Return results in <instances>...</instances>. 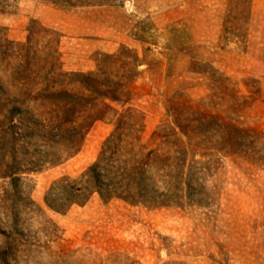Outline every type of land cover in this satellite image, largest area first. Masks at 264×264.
Here are the masks:
<instances>
[{"label": "rangeland", "instance_id": "rangeland-1", "mask_svg": "<svg viewBox=\"0 0 264 264\" xmlns=\"http://www.w3.org/2000/svg\"><path fill=\"white\" fill-rule=\"evenodd\" d=\"M8 1L0 44L25 42L32 33L41 47L58 37L64 70L101 69L112 77L132 68L119 97L128 101L123 107L144 113L142 143L170 122V106L190 103L225 137L240 130L242 144L216 150L192 121L188 136L179 137L188 164L197 162L190 200L178 192L179 204L152 208L94 194L54 211L44 203L49 185L90 165L112 129L108 119L98 120L75 154L21 177L19 200L0 179V259L7 253L9 264H264V0ZM122 47L119 60L108 57Z\"/></svg>", "mask_w": 264, "mask_h": 264}, {"label": "trees", "instance_id": "trees-1", "mask_svg": "<svg viewBox=\"0 0 264 264\" xmlns=\"http://www.w3.org/2000/svg\"><path fill=\"white\" fill-rule=\"evenodd\" d=\"M9 5L8 0H0V12ZM59 41L49 38L38 47L30 33L25 42L5 39L0 44V71L5 77L0 78V179L8 180L12 199L21 198L24 174L75 154L98 120L108 119L112 129L90 165L77 175H61L49 185L44 203L54 211L83 205L94 194L105 202L120 199L152 208L179 204L178 192L190 200L189 192L199 178L194 171L197 162L188 164L187 147L179 137L188 136L192 121L200 125L203 136L215 140L218 147L212 148L241 146L240 130L225 137L215 121L203 117L190 103L170 106V122L157 125L148 142L142 143L144 113L123 107L128 101L119 97L120 89L134 77L132 68H118L112 77L101 69L64 70ZM126 50L122 47L108 57L119 60ZM112 102H121V108ZM156 140L159 144L150 146ZM161 144L169 149L163 150ZM9 262L6 253L0 263Z\"/></svg>", "mask_w": 264, "mask_h": 264}]
</instances>
